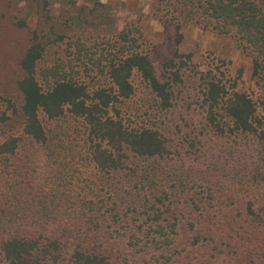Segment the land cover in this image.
Here are the masks:
<instances>
[{
	"label": "rangeland",
	"instance_id": "374dc122",
	"mask_svg": "<svg viewBox=\"0 0 264 264\" xmlns=\"http://www.w3.org/2000/svg\"><path fill=\"white\" fill-rule=\"evenodd\" d=\"M128 30L151 56L157 76L170 81L173 96L171 107L162 108L135 72L134 93L123 101L121 116L129 124L158 129L168 152L147 158L127 149L122 167L103 171L90 158L85 121L68 111L58 119L41 114L48 144L24 134L18 80L34 31L47 46L42 66L96 88L110 85V80L97 68L89 71L94 65L85 49L95 51L94 58L107 54ZM171 58L177 62L179 81L164 67ZM253 73L250 49L236 35L189 22L177 28L168 7L158 0H0V91L12 101L0 102V138L20 139L15 153L0 156V240L9 231L57 238L64 245L58 264H74L71 256L81 228L97 232L91 239L98 243L112 237L110 247L121 255L131 249L127 242L132 234L151 222L147 210L154 212V205L164 204L165 209L176 204L188 214L178 202L185 193L202 201L213 195V205L227 200L238 209L264 200L260 140L231 131L230 121L225 132L217 131L204 100L208 81L224 74L238 80L237 89L253 96L264 116V79ZM199 254L193 256L203 259ZM141 261L136 254L135 264ZM0 264H8L1 255Z\"/></svg>",
	"mask_w": 264,
	"mask_h": 264
},
{
	"label": "trees",
	"instance_id": "16d2710c",
	"mask_svg": "<svg viewBox=\"0 0 264 264\" xmlns=\"http://www.w3.org/2000/svg\"><path fill=\"white\" fill-rule=\"evenodd\" d=\"M158 1L168 7L177 28L189 22L220 34L236 35L250 49L254 77L264 79V0ZM46 47L38 31H34L20 62L24 71L18 80L24 134L48 144L49 132L41 114L58 119L68 111L85 121L90 158L103 171L122 167L127 149L147 158L168 152L166 139L158 129L129 124L121 116L123 101L134 93L135 72L149 84L159 106L166 109L172 105L170 81L157 76L151 56L142 51L131 30L122 31L107 54L94 58L96 52L85 49L94 65L89 71L97 68L110 80V85L96 88L53 66H42ZM164 67L179 81V68L173 58L165 61ZM237 85V79L231 81L224 74L208 81L204 100L209 107V122L217 131L225 132V124L230 121L231 131L254 134L264 151V116L253 96L238 90ZM4 100L12 103L0 91V102ZM19 144L20 139L13 135L0 138V156L15 153ZM191 197L187 193L181 201L177 197L178 202L185 204L187 214L176 204L162 209L164 204L159 196L162 205H154L152 213L147 210L151 222L132 234L127 242L131 249H125L121 255L119 249L110 247L112 237L98 243L91 239L97 232L81 228L71 256L73 263L135 264L134 256L140 254L143 261L139 264H264V200L257 198L258 201H249L238 209L227 200L223 205H213V195L209 201ZM191 202L197 203L196 207ZM9 232L0 240V255L8 264L61 261L64 245L59 239L43 240L42 235ZM193 253L204 258L194 257Z\"/></svg>",
	"mask_w": 264,
	"mask_h": 264
}]
</instances>
